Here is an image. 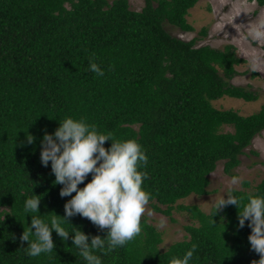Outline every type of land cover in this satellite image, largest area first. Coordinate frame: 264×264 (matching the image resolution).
<instances>
[{
	"label": "trees",
	"instance_id": "obj_1",
	"mask_svg": "<svg viewBox=\"0 0 264 264\" xmlns=\"http://www.w3.org/2000/svg\"><path fill=\"white\" fill-rule=\"evenodd\" d=\"M143 1L133 10L128 0H0V264H85L71 234L62 241L53 231L54 252L34 258L25 255L27 242L19 240L32 218L24 217L25 199L39 195L40 215L63 216L71 198L59 195L50 162L48 167L40 162L44 132H54L67 116L85 117L114 139H137L148 157L143 186L151 193V209L172 222L174 211L191 220L184 226L187 237L161 250L163 233L142 216L140 235L103 256V264H169L193 243L198 247L191 264L259 259L250 248L247 221L237 228L236 206L219 210L212 225V207L179 203L209 192V175L219 161L224 173L235 176L240 156L264 130V104L249 115L213 105L225 96L258 98L231 82L245 60L232 44L198 46L196 37L183 40L165 29L168 23L193 31L187 17L198 0ZM251 1L264 6V0ZM90 59L103 76L89 70ZM27 134L34 144H27ZM90 179L91 174L85 183ZM243 185L250 187L248 181ZM235 191L264 194V175L252 190ZM68 221L86 234L107 233L79 214Z\"/></svg>",
	"mask_w": 264,
	"mask_h": 264
},
{
	"label": "clouds",
	"instance_id": "obj_2",
	"mask_svg": "<svg viewBox=\"0 0 264 264\" xmlns=\"http://www.w3.org/2000/svg\"><path fill=\"white\" fill-rule=\"evenodd\" d=\"M245 29L247 42H264V18H257ZM258 61L259 57L254 54L251 60L253 68ZM89 70L97 76L104 75L102 68L92 59ZM105 141H111L107 148ZM26 142L34 144L35 137L27 134ZM40 162L44 167H48L50 162L55 177L53 183L61 185L59 195L71 198L64 204L63 216L54 212L40 215L39 195L33 194L24 200V217L30 214L32 218L19 240L27 242V247L22 248L27 257L54 252V231L62 241H67L71 234L72 246L78 250L85 264H103V256L124 247L140 235L141 217L151 193L143 186L148 175L143 170L148 157L137 139H114L111 132H102L85 117L67 116L59 120L54 132H44L40 140ZM89 174L91 179L85 183ZM240 182V177L233 176L230 180L232 187L214 201L211 223L213 225L212 217L219 210L229 205L236 206L239 210L237 228H243L247 221L251 229L248 236L250 248L259 254V259L251 264H264V194L237 195L235 186ZM81 184L83 187H78ZM77 214L99 229H107L106 235L102 238L86 234L72 226L68 218ZM66 224L71 225V229L66 228ZM197 247L193 243L182 256L171 257L169 264H191Z\"/></svg>",
	"mask_w": 264,
	"mask_h": 264
},
{
	"label": "rangeland",
	"instance_id": "obj_3",
	"mask_svg": "<svg viewBox=\"0 0 264 264\" xmlns=\"http://www.w3.org/2000/svg\"><path fill=\"white\" fill-rule=\"evenodd\" d=\"M128 1L133 10H140L144 5L143 0ZM257 18H264V6H258L255 1L198 0L195 6L189 10L187 17L194 27L193 31L185 32L168 23L165 24V29L172 36L183 40L196 37L198 46L210 45L222 48L226 44H232L238 55L245 60L236 66L237 74L231 79V82L257 92L258 98L255 101L246 102L243 99L225 96L213 101V105L218 109H234L241 115H249L258 111L264 104V42L250 43L245 40L247 34L245 28ZM202 28H205L203 35L200 33ZM254 54L259 57L255 68L251 64ZM222 131H233V128L223 126ZM245 152L246 154L240 156L241 163L233 170L235 176L241 178V182L235 186V189L252 190L264 175V130L252 139ZM232 177L224 173L223 161H219L215 170L209 175V192L202 196L190 194L179 203L195 204L202 210L209 211L214 201L218 200L229 187H232L230 185ZM243 181H248L250 187H245ZM142 216H146L148 222H151L163 233L161 250L187 237L184 226L191 220L184 212L174 211L173 217L176 221L172 222L165 215L153 211L148 204Z\"/></svg>",
	"mask_w": 264,
	"mask_h": 264
},
{
	"label": "bare ground",
	"instance_id": "obj_4",
	"mask_svg": "<svg viewBox=\"0 0 264 264\" xmlns=\"http://www.w3.org/2000/svg\"><path fill=\"white\" fill-rule=\"evenodd\" d=\"M54 15V14H53ZM47 22V21H46ZM51 27V26H50ZM40 33V32H39ZM50 59V58H49ZM40 64V63H39ZM38 64V65H39ZM52 65V64H51ZM66 65V64H65ZM43 66V65H42ZM46 66V65H45ZM86 67V66H85ZM82 68H83V66H82ZM57 70V69H56ZM62 72V71H61ZM89 72V71H88ZM90 73V72H89ZM113 73V72H112ZM85 103V102H84ZM188 208V207H187ZM165 209V208H164ZM11 236V235H10ZM19 237V236H18ZM240 243V242H239ZM236 244V243H235ZM108 257H109V255H108ZM78 258V257H77ZM75 260V259H74ZM103 260V259H102ZM109 262V261H108Z\"/></svg>",
	"mask_w": 264,
	"mask_h": 264
}]
</instances>
